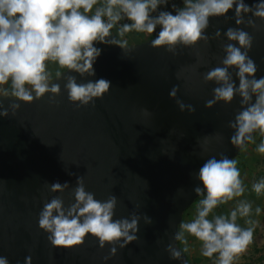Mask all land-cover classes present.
Returning a JSON list of instances; mask_svg holds the SVG:
<instances>
[{
  "label": "water",
  "instance_id": "95a60500",
  "mask_svg": "<svg viewBox=\"0 0 264 264\" xmlns=\"http://www.w3.org/2000/svg\"><path fill=\"white\" fill-rule=\"evenodd\" d=\"M245 2L251 6L258 0ZM255 23L257 30H244L253 36L249 57L258 66V79L264 76V22ZM229 27H236L232 13L210 18L209 42L178 49L176 55L152 48V39L128 44V52L104 49L90 79H106L111 88L94 105H73L58 81L55 104L46 96L0 118V256L9 264H25L27 257L32 264H187L182 251V259L173 260L166 249L172 244L181 250L174 237L182 215L202 197L194 192L202 187L196 174L210 156L234 159L240 152L230 143L229 128L241 110L240 98L205 107L216 85L204 83L203 74L223 59ZM217 30L220 39H214ZM198 58L204 66L195 68ZM174 86L177 99L194 113L180 112L169 97ZM14 102L0 98L6 108ZM205 136L211 137L207 151L197 143ZM77 177L96 199L117 198L114 218L141 217L137 240L124 249L116 246L107 261L111 246L100 249L91 236L71 249H54L39 229L43 204L61 195L50 192L51 184H70L62 194L67 206L74 202Z\"/></svg>",
  "mask_w": 264,
  "mask_h": 264
},
{
  "label": "clouds",
  "instance_id": "9594fccd",
  "mask_svg": "<svg viewBox=\"0 0 264 264\" xmlns=\"http://www.w3.org/2000/svg\"><path fill=\"white\" fill-rule=\"evenodd\" d=\"M168 4L169 0H0V98L15 101L7 108L0 103V118L10 113L15 116L21 104L30 105L46 96L55 104L61 95L59 82L69 102L78 107L102 99L110 92V82L90 79L95 76L93 66L102 51L98 44L128 52L129 34L155 33L151 47L176 55L178 49L207 44L205 32L210 18L227 19L232 13L236 27L223 33L227 41L221 45L224 57L203 74L204 83L216 85L205 107L230 105L235 97L240 98L241 110L229 123L233 130L230 143L247 151L248 145L256 143L254 134L264 137V76L257 79L258 66L249 57L253 36L244 29L257 30V18L264 22V0L251 6L245 0H182V7L172 4L174 11L167 10ZM220 38L217 30L214 39ZM201 66L204 64L198 58L195 68ZM178 91L174 86L169 97L181 113H194L191 105L177 99ZM142 114L148 116L149 111L143 109ZM210 139L205 136L197 143L207 151ZM255 150L264 155V139ZM237 163L221 154L220 158L210 156L199 169L196 179L202 187H195L194 192L203 199L195 217L183 222L174 237L183 245V253L190 252L192 237L200 243L203 257H215V264H235L253 243L259 221L252 217L260 216L262 209L242 198L247 189ZM69 187L67 182L52 183L50 192L61 195L46 201L38 218L39 229L47 234L54 249H71L91 236L100 249L111 246L107 261L116 255V246L124 249L137 240L141 217L133 213L129 218H114L118 203L114 195L98 200L86 190L84 179L77 177L74 202L66 206L62 194ZM251 191L257 197L264 196V177L252 183ZM230 202L235 203L227 214L215 212ZM144 220L152 222L148 217ZM166 251L171 259H182L176 246L169 244ZM0 264H9L7 257L0 256ZM25 264H32L30 257Z\"/></svg>",
  "mask_w": 264,
  "mask_h": 264
},
{
  "label": "rangeland",
  "instance_id": "374dc122",
  "mask_svg": "<svg viewBox=\"0 0 264 264\" xmlns=\"http://www.w3.org/2000/svg\"><path fill=\"white\" fill-rule=\"evenodd\" d=\"M256 143L248 145L247 151L239 152L236 160L237 167L240 169L241 178L246 185V191H249L250 197L255 198L256 195L251 191V185L264 177V155L256 152L257 145L264 137L256 133ZM260 207L262 209L260 216H255L254 220H258V226L255 228L253 243L249 245L248 250L235 262V264H264V196L260 197ZM254 206V204H253ZM192 213V212H191ZM186 216V220L192 219L191 214ZM189 244L190 258L192 264H215V257L212 259L205 258L200 253V243L192 237Z\"/></svg>",
  "mask_w": 264,
  "mask_h": 264
},
{
  "label": "trees",
  "instance_id": "16d2710c",
  "mask_svg": "<svg viewBox=\"0 0 264 264\" xmlns=\"http://www.w3.org/2000/svg\"><path fill=\"white\" fill-rule=\"evenodd\" d=\"M172 4H175L177 7H182L183 6V4H182V0H169V4H168V8H167V10H169V11H174V9L172 8ZM159 29H157V31H158ZM127 40H128V44H138V43H140V42H142V41H145V40H148V39H154L155 38V33L154 34H152L151 36H149L148 34H140V33H131V34H129L127 37ZM97 47H100L102 50H104V49H107V48H110V47H113V46H109V45H100V44H98L97 45ZM254 135H256V134H254ZM240 152H241V150H240ZM239 154V153H238ZM238 156V155H237ZM237 156L234 158V159H236L237 158ZM249 191H246L245 192V196L244 197H242V198H244V199H248V200H250L253 204H254V208L256 207V206H259L260 205V200H261V198L260 197H255V198H252V197H250V194L248 193ZM201 199H203V196L202 197H199L195 202H194V204H192L188 209H186L185 211H184V213H183V215H182V220H181V223H180V225L183 223V222H186L187 220H186V216H188V215H190V213L192 214L191 216V218L193 219L194 217H195V214H196V208H197V206H198V204H199V201L201 200ZM234 203L235 202H230L228 205H222V206H220L219 208H217L216 210H215V212L217 213V214H227L229 211H230V209L234 206ZM255 218V216H253L252 217V219H254ZM238 223L241 225V226H246V225H244V221L243 220H238ZM180 225H179V227H180ZM179 227H178V230H179ZM197 242V241H196ZM178 245H179V248L181 249V251H182V249H183V245H181L179 242H178ZM185 254V256H186V258H187V264H192V260H191V258H190V256L188 255V253H184Z\"/></svg>",
  "mask_w": 264,
  "mask_h": 264
},
{
  "label": "crops",
  "instance_id": "0c3cea01",
  "mask_svg": "<svg viewBox=\"0 0 264 264\" xmlns=\"http://www.w3.org/2000/svg\"><path fill=\"white\" fill-rule=\"evenodd\" d=\"M190 220H191V219H190ZM193 239H194V238H193ZM191 240H192V239L190 238V239H189V242H191ZM190 248H191V244H190ZM188 255L190 256V253H188Z\"/></svg>",
  "mask_w": 264,
  "mask_h": 264
}]
</instances>
